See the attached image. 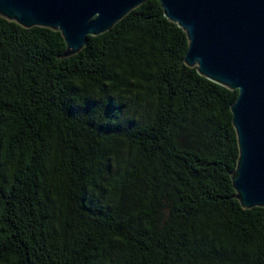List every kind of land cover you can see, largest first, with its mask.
<instances>
[{"label": "trees", "instance_id": "obj_1", "mask_svg": "<svg viewBox=\"0 0 264 264\" xmlns=\"http://www.w3.org/2000/svg\"><path fill=\"white\" fill-rule=\"evenodd\" d=\"M188 44L160 0L70 56L0 15V264H264V206L232 180L238 90Z\"/></svg>", "mask_w": 264, "mask_h": 264}, {"label": "water", "instance_id": "obj_2", "mask_svg": "<svg viewBox=\"0 0 264 264\" xmlns=\"http://www.w3.org/2000/svg\"><path fill=\"white\" fill-rule=\"evenodd\" d=\"M147 0H0V15L62 33L65 56L110 30ZM189 40L185 62L238 90L232 104L239 158L232 171L244 208L264 206V0H160Z\"/></svg>", "mask_w": 264, "mask_h": 264}]
</instances>
